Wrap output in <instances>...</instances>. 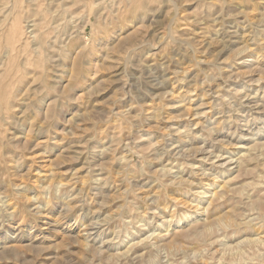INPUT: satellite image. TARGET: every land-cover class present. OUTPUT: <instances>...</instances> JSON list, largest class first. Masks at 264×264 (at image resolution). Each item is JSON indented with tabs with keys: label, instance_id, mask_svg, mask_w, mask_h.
Returning a JSON list of instances; mask_svg holds the SVG:
<instances>
[{
	"label": "rangeland",
	"instance_id": "1",
	"mask_svg": "<svg viewBox=\"0 0 264 264\" xmlns=\"http://www.w3.org/2000/svg\"><path fill=\"white\" fill-rule=\"evenodd\" d=\"M0 264H264V0H0Z\"/></svg>",
	"mask_w": 264,
	"mask_h": 264
},
{
	"label": "bare ground",
	"instance_id": "2",
	"mask_svg": "<svg viewBox=\"0 0 264 264\" xmlns=\"http://www.w3.org/2000/svg\"><path fill=\"white\" fill-rule=\"evenodd\" d=\"M173 140V139H172ZM179 141V140H178ZM199 152V151H198ZM178 155V154H177ZM181 156V155H180ZM221 156V155H220ZM2 202V201H1ZM93 223V222H92ZM98 223V222H97ZM139 256V255H138ZM132 258V257H131Z\"/></svg>",
	"mask_w": 264,
	"mask_h": 264
}]
</instances>
